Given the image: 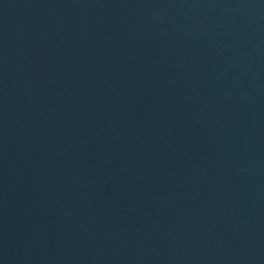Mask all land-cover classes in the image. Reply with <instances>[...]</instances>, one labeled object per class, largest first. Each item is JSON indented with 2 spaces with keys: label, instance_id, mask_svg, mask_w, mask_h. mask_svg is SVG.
Instances as JSON below:
<instances>
[{
  "label": "water",
  "instance_id": "water-1",
  "mask_svg": "<svg viewBox=\"0 0 264 264\" xmlns=\"http://www.w3.org/2000/svg\"><path fill=\"white\" fill-rule=\"evenodd\" d=\"M0 264H264V0H0Z\"/></svg>",
  "mask_w": 264,
  "mask_h": 264
}]
</instances>
